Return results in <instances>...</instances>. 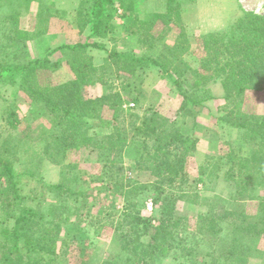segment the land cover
I'll use <instances>...</instances> for the list:
<instances>
[{"label":"rangeland","instance_id":"obj_1","mask_svg":"<svg viewBox=\"0 0 264 264\" xmlns=\"http://www.w3.org/2000/svg\"><path fill=\"white\" fill-rule=\"evenodd\" d=\"M124 1L128 5L131 0ZM133 1L135 9L126 11L120 6L121 0H116L115 6L108 11L112 17L102 25L103 34L94 35L90 21L93 0H0V131L3 137H15L25 133L23 130L28 123L31 127L36 124L55 127L53 118L39 114L42 103L37 102V96L28 92V87L30 89L32 85L52 87L75 80L83 98L120 91L124 97L121 106L128 112L126 124H130L129 131L133 128L131 123L139 122L143 116L149 115L154 121L153 125L178 128L183 135L193 137L197 142L196 149L185 154L184 172L187 177L179 179L173 186H167L168 194L175 193L176 201L168 211L181 219L178 224L173 221L169 228L166 227L164 232L168 240L164 242V252L154 258L153 264H264V232L258 242L261 251L248 256L245 254L241 259L229 260L228 245L232 241H224L223 245L215 249L211 241V219L207 218L211 214V199H228L226 205L234 207L230 203L236 185L228 178L231 176L230 169L240 174L238 176L242 178L239 179H243L242 167L251 163L250 152L258 148L255 142L244 138V131L229 126L228 122L220 120V116L234 109L235 103L243 112L264 115V90L247 91L244 100L239 102L237 98H224L226 91L222 78L211 80V35L227 32L248 13L264 15V0ZM209 4L214 7L206 8ZM157 13L166 16L149 24ZM10 15L16 16L15 21ZM201 15L215 17L218 26L191 28L190 24ZM142 22H146V25ZM185 37L190 39V43L185 45L186 49L179 51L180 57H185L189 63L181 65L184 69L183 87L189 92V97L206 98L211 95L202 104L192 103L182 108L184 98L178 87L155 65L144 64L143 67L140 65L134 68L124 59L122 61L110 57L113 51L138 57L152 55L160 57L164 62L176 63L177 57L170 55V50L173 51L177 46L181 48L178 43ZM94 41L105 47L91 46L77 55L71 49L58 48L64 44ZM75 55H80L79 60L73 59ZM36 58H48L53 65H61L57 69L54 66L43 68L37 76L33 75L35 79H30L21 66ZM89 61L100 69L83 67L82 63ZM15 66L18 72L8 70ZM127 85L129 87L125 88ZM134 96L140 97L138 103L133 101ZM114 102L106 101L108 109H115L113 113L120 109V106H114ZM12 111L22 121L19 125H12L9 117ZM112 112L107 111L105 117L97 119L95 126L100 122L104 129L111 127L108 121ZM27 117L29 120H25ZM122 123L125 125V122ZM138 137L143 138L141 134ZM29 144L20 147V152L14 158L10 156L16 161L18 173L24 172L26 167H33L34 176L22 173L19 179L24 194H30L33 189L43 193L46 190L44 183L61 182L65 163V171H68L64 176L65 181L74 191L87 193L86 196H70L65 193L59 196L55 193L47 195L48 202L57 204L59 209L56 210L68 218L62 224L63 231L58 240L57 249L60 254L51 264H102L108 258L125 261L134 257L132 251L122 250L118 244L120 236L117 227L123 217L124 196L111 185L106 188L104 182L108 173H104L105 163L98 158L97 153H90L87 148L70 154L61 151L52 159L39 160L37 166L35 159L31 165L30 160L35 151L30 150ZM33 144L37 145L36 142ZM137 146H130L125 154V163L120 165L127 167L126 177L152 184L156 177L150 171L135 166ZM181 152L184 153V149ZM233 154L238 159L234 160ZM247 184L248 188L258 185L253 186L252 181ZM142 193L145 194H137V197L142 206L143 218H159V210L154 207L152 196L146 191ZM254 194L264 196V188L259 186L256 191L248 192L246 198L249 199L245 203L250 214L259 208V198L249 196ZM243 199L245 197L240 198ZM158 222L156 219L152 221L155 224ZM223 223L225 225V220ZM74 224L78 225L77 229L73 228ZM139 227L144 230L142 225ZM136 229L133 226L130 231L133 240L139 236ZM154 232L150 229L148 235L139 238L140 242L150 243V236ZM170 232L173 235H168ZM75 233L80 234L79 237H74ZM70 239L72 241L67 242ZM213 254L218 257L216 260L212 259Z\"/></svg>","mask_w":264,"mask_h":264},{"label":"trees","instance_id":"obj_2","mask_svg":"<svg viewBox=\"0 0 264 264\" xmlns=\"http://www.w3.org/2000/svg\"><path fill=\"white\" fill-rule=\"evenodd\" d=\"M115 1L93 0L90 21L94 35L103 34L102 25L112 17L111 14L108 15V11L110 7L115 6ZM120 6L126 11L135 9L133 0L128 5L124 0H121ZM163 16L166 15L155 14L149 24ZM10 17L15 21L14 17L16 16L10 15ZM135 20L138 21L137 18ZM145 23L142 22L143 25H146ZM189 43L190 39L185 37L178 43L181 48L177 46L172 49L173 51L170 50V55L177 57L176 63L173 61L164 62L160 57L152 55L138 57L130 53L113 51L110 52V57L115 60L123 61L124 59L134 68L140 65L143 67L144 64H153L158 67L178 87L184 98L182 108H185L188 104H202L205 99L211 98V95L206 98L189 97L187 95L189 92L183 87L184 69L181 65L185 66L189 63L185 57H180L179 51L186 49L185 45ZM208 43L210 44L209 40ZM209 44L206 43L207 48H209ZM91 46L98 47L100 43L95 41L78 42L74 45L64 44L58 48L71 49L77 55ZM210 49L211 72H213L211 80L216 77L222 78L221 82L226 91L224 98H237L239 102H242L247 91L264 90V15L248 13L227 32L212 34ZM76 55L73 59L79 60L80 55ZM207 58L206 61L209 62ZM60 65H53L48 58H36L21 67L27 71L30 79H35L34 77L41 69L53 66L57 69ZM82 65L92 70L100 69L93 66L90 61L86 64L82 63ZM17 69V66L8 68L14 72ZM203 82L207 83V80L203 79ZM23 87L27 90L26 86ZM124 87L127 88L129 85ZM28 92L39 98L37 102L42 103V107H40L42 110L39 114L50 116V119L53 118L55 127L49 128L40 124L31 127L28 123L23 130L25 133L15 137L13 135L3 137L0 131V264L54 263L60 254L57 248L59 237L63 231L62 224L68 218H64V213L56 210L59 209L57 204L48 202L47 195L50 193H55L56 196L64 193L70 196L87 195L84 191H74L71 185L65 181L64 176L68 174V171H65L66 163H63L61 182L57 184L44 183L46 190L43 193L33 189L30 194H24L19 185V179L22 177V173L34 176V170L31 166L26 167L24 172L18 173L15 167L16 161L12 158L20 152V147H25L29 143L30 150L35 151L30 160L31 165L35 159L37 166L40 161L45 158L52 159L61 151L70 154L78 149L87 148L90 149V153H97L98 158L105 163L104 173H108L107 180L104 182L106 188L111 185L112 188L120 190V194L124 196L123 217L117 227L120 236L118 244L122 250L132 251L134 255V257H130V260L127 258L128 260L125 259V261L108 258L102 264H153L154 258L164 252V242L168 240L164 232L166 227L169 228L173 221L174 224H178L181 219L177 214L173 215L168 211L174 205L175 193L168 194L167 186H173L179 179L187 177L184 172L185 154L196 149V140L183 135L178 128L162 127L161 124L153 125L154 121L149 115L143 116L139 122L131 123L133 128L131 127L132 131H129L130 124H126L128 112L121 106L124 97L120 91L83 98L79 93V84L74 80L52 87L35 84L30 89L28 87ZM129 92L131 93L132 90ZM108 100H114V106H120V109L113 113L112 111L115 109L106 107ZM139 100V96L133 97L134 102L138 103ZM233 108L227 114L220 116V120L244 131V138L255 142L258 148L250 152L251 163L242 167L243 179H239L242 178L238 176L240 174L237 175V173L231 172L232 168L230 169L231 176L228 178L236 185V191L230 203L234 204V207L226 205L229 202L228 199H211V214L207 217L211 219V241H213L212 244H215V249L223 245L224 241H232L228 245L227 259L229 260H236L245 254L248 256V254L252 255L261 251L258 242L264 232V196L249 195L250 198H259L257 201L259 208L252 214L248 213L245 203L246 199H249L246 198L248 192L256 191L259 186L264 188V115L243 112L237 103ZM107 111L112 112V117L108 121L111 127L104 129L100 122L98 126H95L94 123L100 117H105ZM9 117L14 126L22 122L14 111L10 113ZM26 119L29 120L28 117ZM122 122H125V125ZM139 134L143 138H139ZM33 142H36L37 145ZM131 145H138L134 159L136 168L148 170L156 177V181L152 184L126 177L127 167L120 164L125 163V154ZM35 146L40 148L37 149ZM181 149H184V153L181 152ZM232 151L234 150L231 149L230 152ZM236 158L238 159V156L235 155L234 160ZM70 165L71 163L69 167ZM233 166L235 167V165ZM250 181L253 182V186L258 185L248 188L247 183ZM151 188L155 191H148ZM142 191H146L148 195L152 196L154 207L159 210V218L157 216L153 217L154 219L152 217L143 218L142 206L139 205L137 197V194L139 196L145 194ZM241 197H245V199L240 200ZM219 202L223 204L221 205ZM224 205L225 207H223ZM152 219L158 220V224L152 223ZM139 225H142L143 231L139 229ZM133 226L137 228L136 234H139L135 240L130 235ZM73 228L77 229L78 225L74 224ZM150 229L155 231L150 236V243H141L139 238L148 235ZM79 235L75 233L74 237L77 238ZM168 235H173V233L170 232ZM138 239L139 241L136 243ZM71 241L70 239L67 242ZM134 244L136 245L134 246ZM138 247L141 248L138 249ZM217 258L213 254L212 259L216 260Z\"/></svg>","mask_w":264,"mask_h":264},{"label":"clouds","instance_id":"obj_3","mask_svg":"<svg viewBox=\"0 0 264 264\" xmlns=\"http://www.w3.org/2000/svg\"><path fill=\"white\" fill-rule=\"evenodd\" d=\"M205 7L211 9L214 7V5L209 4V5H206ZM216 26H218V22L215 20V17L209 18V16L207 15L198 16L197 20L190 24L191 28L216 27Z\"/></svg>","mask_w":264,"mask_h":264}]
</instances>
